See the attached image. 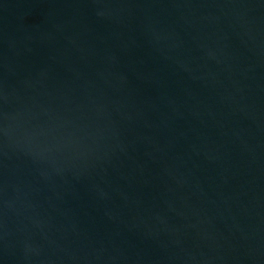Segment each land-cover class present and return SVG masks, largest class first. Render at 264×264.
Returning <instances> with one entry per match:
<instances>
[{
	"label": "water",
	"instance_id": "95a60500",
	"mask_svg": "<svg viewBox=\"0 0 264 264\" xmlns=\"http://www.w3.org/2000/svg\"><path fill=\"white\" fill-rule=\"evenodd\" d=\"M0 264H264V0H0Z\"/></svg>",
	"mask_w": 264,
	"mask_h": 264
}]
</instances>
